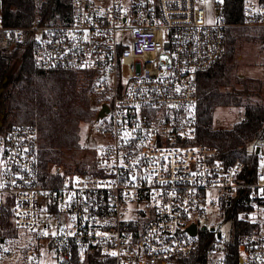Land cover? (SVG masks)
<instances>
[{"label":"built area","instance_id":"obj_1","mask_svg":"<svg viewBox=\"0 0 264 264\" xmlns=\"http://www.w3.org/2000/svg\"><path fill=\"white\" fill-rule=\"evenodd\" d=\"M222 10L223 0H72L70 21L43 24L37 8L22 28L2 26L0 11L4 46L28 34L36 69L87 73L108 99L88 171L42 169L34 125L0 132V202L26 233L20 252L1 245V264H175L197 253L209 211L236 204L255 227L233 262L211 231L204 264H264V162L247 173L197 140V75L225 52ZM242 25L264 28V0L244 1Z\"/></svg>","mask_w":264,"mask_h":264},{"label":"trees","instance_id":"obj_2","mask_svg":"<svg viewBox=\"0 0 264 264\" xmlns=\"http://www.w3.org/2000/svg\"><path fill=\"white\" fill-rule=\"evenodd\" d=\"M244 1L223 0L222 15L229 26L224 53L227 52L229 60L237 41L234 27L242 23ZM35 9V0H0L1 24L4 27H27ZM71 11L72 0H43L39 16L43 24L65 23L70 21ZM254 30L263 31L259 40L264 44V28L249 29ZM31 54L32 42L28 34H24L12 48L0 46V132L23 123L36 126L40 133L39 161L45 170L47 163L60 162L63 150L78 145V123L84 120L86 112L75 106L74 73L36 69ZM222 57L212 68L197 75V140L215 147L219 158L227 163L239 159L244 172L253 174L259 165L256 148L264 145V101H252V97L259 94L262 85L255 83L246 85L242 91L237 90L231 84L229 66L221 61ZM219 106H241L243 118L229 130H214L213 112ZM7 119L16 120L18 124L4 125ZM245 211H249L247 206L236 204L224 214L232 229L225 248L230 262L235 261L238 245L255 227V223L241 217ZM10 215L8 203L0 204V247L8 236L15 234ZM199 233L201 240L195 256L175 264H204L215 234L209 230H200Z\"/></svg>","mask_w":264,"mask_h":264},{"label":"rangeland","instance_id":"obj_3","mask_svg":"<svg viewBox=\"0 0 264 264\" xmlns=\"http://www.w3.org/2000/svg\"><path fill=\"white\" fill-rule=\"evenodd\" d=\"M42 2L43 0H35L36 9H39ZM234 28H236L235 34L237 41L233 57H231V60L227 59L228 56H226V52L221 61L229 66V78L231 79V84L237 90L242 91L246 85L251 86L255 83L261 84L262 87L259 94L253 96L252 101H264V44L259 40L263 31H249L250 28L257 27H245L242 23L235 25ZM0 46H4L2 41H0ZM74 75L75 106L83 108L84 112H86L84 120L78 123V145L71 149L63 150L61 157H59L60 162L58 164H53L52 162L47 163L46 168L59 165L68 172H83L89 170L93 155L92 147L99 141L91 132V125L98 111L100 102L107 99L105 96L107 92H97L94 89L95 83L91 75L87 73H74ZM221 90H229V88H221ZM242 118L243 107L219 106L215 108L213 112L212 128L214 130H229ZM5 122L6 124L4 125H8V123L18 124L16 120L11 122L7 119ZM258 161L259 165L264 162L263 149H261L258 154ZM0 204H2V202H0ZM245 217L250 218V216ZM203 225L208 228L214 227L219 231L221 233V241L231 238L232 229L230 222L225 219L224 213L217 209L209 211L206 217L200 220V226ZM13 232L15 234L13 236H8L2 244L7 248L20 252L23 250L26 233L16 230H13ZM6 262L9 261L5 259L2 260L0 264Z\"/></svg>","mask_w":264,"mask_h":264},{"label":"water","instance_id":"obj_4","mask_svg":"<svg viewBox=\"0 0 264 264\" xmlns=\"http://www.w3.org/2000/svg\"><path fill=\"white\" fill-rule=\"evenodd\" d=\"M5 80H6V78H4L3 81H5ZM107 112H108V107L105 104L101 105V109L97 112L96 117H95V120H98L99 118L103 117L104 114L107 113ZM1 125H2V122L0 120V127H1ZM258 152H259V147L256 148V154H258ZM205 228H206L205 226L202 227L203 230ZM214 230H215L214 227H211L210 228V231H214ZM189 232H190L191 235H195L196 234V226L195 225H191L189 227ZM216 237L217 238H220L221 237V234L218 232L216 234Z\"/></svg>","mask_w":264,"mask_h":264},{"label":"snow or ice","instance_id":"obj_5","mask_svg":"<svg viewBox=\"0 0 264 264\" xmlns=\"http://www.w3.org/2000/svg\"><path fill=\"white\" fill-rule=\"evenodd\" d=\"M262 166H264V165H262ZM44 235H47V233H44ZM53 235H55V233H53ZM112 255H115V253H112Z\"/></svg>","mask_w":264,"mask_h":264}]
</instances>
